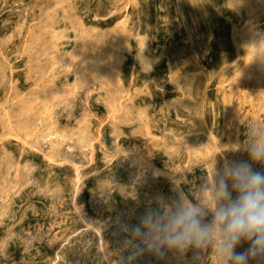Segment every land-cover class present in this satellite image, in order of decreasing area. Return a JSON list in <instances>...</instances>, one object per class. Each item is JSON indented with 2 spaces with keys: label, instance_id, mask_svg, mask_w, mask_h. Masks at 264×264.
Returning <instances> with one entry per match:
<instances>
[{
  "label": "rangeland",
  "instance_id": "rangeland-1",
  "mask_svg": "<svg viewBox=\"0 0 264 264\" xmlns=\"http://www.w3.org/2000/svg\"><path fill=\"white\" fill-rule=\"evenodd\" d=\"M253 124L264 0H0V264H124L125 226L204 200Z\"/></svg>",
  "mask_w": 264,
  "mask_h": 264
},
{
  "label": "clouds",
  "instance_id": "clouds-1",
  "mask_svg": "<svg viewBox=\"0 0 264 264\" xmlns=\"http://www.w3.org/2000/svg\"><path fill=\"white\" fill-rule=\"evenodd\" d=\"M232 151L245 152L247 159L218 162L211 185H204V200L187 199L174 186V198L156 197L155 208L146 209L136 225L125 226L124 264L145 255L183 258L189 252L200 261L209 250L218 264H264V124L251 125Z\"/></svg>",
  "mask_w": 264,
  "mask_h": 264
},
{
  "label": "bare ground",
  "instance_id": "bare-ground-1",
  "mask_svg": "<svg viewBox=\"0 0 264 264\" xmlns=\"http://www.w3.org/2000/svg\"><path fill=\"white\" fill-rule=\"evenodd\" d=\"M19 36V35H18ZM241 39V38H240ZM198 45V44H197ZM100 46V45H99ZM263 47V46H262ZM23 48V47H22ZM198 50V49H197ZM109 51V50H108ZM260 53V52H259ZM250 69V68H249ZM261 69V68H260ZM259 69V70H260ZM143 71V70H142ZM250 78V77H249ZM238 81V80H237ZM229 83V82H228ZM168 103V102H167ZM240 114V113H239ZM108 119V118H107ZM254 120V119H253ZM9 122V121H8ZM214 152V151H213ZM13 156V155H12ZM137 162V161H136ZM185 167V166H184ZM211 167V166H210ZM121 169V168H120ZM161 174V173H160ZM78 179V178H77ZM76 180V179H75ZM82 182V181H81ZM75 185V184H74ZM109 201V200H108ZM75 209V208H74ZM74 213V212H73ZM127 213V212H126ZM102 226V225H101ZM121 226V225H120ZM123 227V226H122ZM118 228V227H117ZM56 241V240H55ZM60 245V244H59ZM36 247V246H35ZM105 249V248H104ZM96 252V251H95ZM107 254V253H106ZM172 256V255H171ZM102 260V259H101Z\"/></svg>",
  "mask_w": 264,
  "mask_h": 264
}]
</instances>
